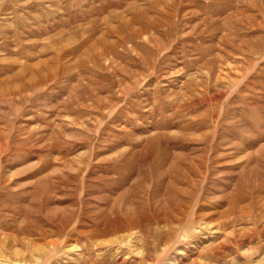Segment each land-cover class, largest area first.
I'll list each match as a JSON object with an SVG mask.
<instances>
[{"label": "rangeland", "instance_id": "1", "mask_svg": "<svg viewBox=\"0 0 264 264\" xmlns=\"http://www.w3.org/2000/svg\"><path fill=\"white\" fill-rule=\"evenodd\" d=\"M0 264H264V0H0Z\"/></svg>", "mask_w": 264, "mask_h": 264}, {"label": "bare ground", "instance_id": "2", "mask_svg": "<svg viewBox=\"0 0 264 264\" xmlns=\"http://www.w3.org/2000/svg\"><path fill=\"white\" fill-rule=\"evenodd\" d=\"M93 236V235H92Z\"/></svg>", "mask_w": 264, "mask_h": 264}]
</instances>
